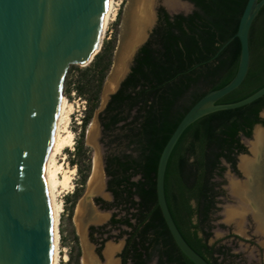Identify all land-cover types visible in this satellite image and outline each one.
I'll list each match as a JSON object with an SVG mask.
<instances>
[{"label": "trees", "instance_id": "trees-1", "mask_svg": "<svg viewBox=\"0 0 264 264\" xmlns=\"http://www.w3.org/2000/svg\"><path fill=\"white\" fill-rule=\"evenodd\" d=\"M189 13L156 9L147 39L138 47L129 71L97 112L98 143L102 150L105 190L110 200L94 197V204L110 211L109 219L89 227L98 245L123 239L120 264H193L172 239L157 204L156 167L160 153L187 110L204 94L225 86L235 75L240 44L233 38L247 0H183ZM115 37L105 41L92 61L72 68L64 84L85 101L84 116L75 137L69 164L76 168L71 198L82 195L92 166L85 131L99 108L100 94L112 66ZM249 67L240 85L217 103H233L264 86V5L249 32ZM264 95L231 110L207 114L181 133L167 160L164 195L168 210L188 246L208 264H237L231 247L209 242L219 197L223 163L237 173L239 154L247 153L242 137L255 125L264 127L260 112ZM112 231H118L113 235ZM96 235V237H94ZM67 264H78L76 237ZM75 251V254H73Z\"/></svg>", "mask_w": 264, "mask_h": 264}, {"label": "water", "instance_id": "water-1", "mask_svg": "<svg viewBox=\"0 0 264 264\" xmlns=\"http://www.w3.org/2000/svg\"><path fill=\"white\" fill-rule=\"evenodd\" d=\"M107 2L0 0V264H51L52 222L44 164L65 74L70 65H88L99 51ZM263 5L264 0H247L235 34L220 48L233 38L239 41V62L233 78L225 86L204 94L187 110L158 159L157 204L172 239L193 264L208 263L184 241L168 210L164 195L167 160L188 125L213 112L243 107L264 95L263 86L239 101L217 103L246 76L249 32ZM106 102L96 111V120ZM260 117L264 118V109ZM263 128L255 125L252 138L256 129ZM101 163L103 170L102 155Z\"/></svg>", "mask_w": 264, "mask_h": 264}, {"label": "rangeland", "instance_id": "rangeland-1", "mask_svg": "<svg viewBox=\"0 0 264 264\" xmlns=\"http://www.w3.org/2000/svg\"><path fill=\"white\" fill-rule=\"evenodd\" d=\"M129 1L132 0H112V7L114 11V16L110 15V18L107 22L103 37L101 38V44L107 41L111 40L115 37V49L113 52V60H114V54L118 45V41L121 35L122 31V24L123 19L126 14V8ZM158 7H163L167 12L170 13H189L192 10L191 4H189L186 1L183 0H151V12L153 14V21L152 24L149 26V28L146 31V37L145 39L139 43L142 44L148 37L149 32L151 31L152 27L154 26L155 20H156V9ZM138 45V46H139ZM133 51L132 55L128 59L126 63V67L128 71V67L130 66L133 56L135 54L136 49ZM100 50V49H99ZM112 60V63H113ZM75 67H81L79 65H70L61 88V95L64 97L68 103L72 104L73 110L70 114L69 123L67 125L68 129L72 131L74 143H75V137L77 133L79 132V126L81 124L82 118L84 116V110H85V101L81 98H78L74 92L70 91L67 93L66 86L64 84L66 76H71L73 74L72 68ZM125 72V73H126ZM108 76V75H107ZM103 90V89H102ZM102 91L100 94V102L99 106L101 105L102 101ZM96 113V112H95ZM95 113L91 119H95ZM90 121V122H91ZM89 122V123H90ZM88 126L87 125V132H88ZM264 129V128H263ZM253 134V133H252ZM254 136V135H253ZM99 138V130L97 131V134L95 136L90 135L87 138L86 131H85V144L88 145L91 148L92 151V165H93V157L95 154L100 158L102 155L101 147L98 143ZM254 139L252 138V135L250 138H245V140L241 139V142L247 147V150H250L252 148V142ZM74 143L72 146L66 147L63 149L59 154L55 156V160L57 164H61L62 170L58 174L59 180L62 178L63 171H67L66 174L70 177V183L71 188L62 189L61 187H58V191L55 193L56 197L55 200L61 204V211L59 212L58 216V241H57V264H67L68 255L70 253V250L75 245L74 237H76V242L78 246L79 251V258H78V264H81V258L83 253V245H87L89 247V250L92 255L99 259L100 261L103 260L102 251L106 244L113 243V244H120V248L116 251L114 258L118 260V253L120 252L122 246H123V239H109L107 240L102 247L101 250V257L98 256L96 249L98 245L90 240L89 237V227L91 225L98 226L101 224H104L110 217V211H104L100 210L93 202L94 197H101L104 200H110V198L106 195H108L106 192H104V188L100 190H92V193L89 195L86 192L87 189V183L85 185L84 191L82 195L74 202L72 205L71 211H69V208L71 206V198L67 199L68 196L71 195V193L74 191L75 182H76V168L74 166H71L69 164V154L73 151ZM252 151V150H251ZM253 157V152L250 151L247 153L239 154L237 157V173L233 172L230 167L223 163L225 166V170L220 178H217L216 181L221 183L220 188L224 191V196L219 197V203L217 204L218 210L214 214L215 220L213 221V229H212V237L209 240V242L213 241H219V244H225L227 246L231 247V252L233 254H237L239 257L235 259V262L237 264H264V224L261 220L260 216V222H256L251 215L246 214L252 212L253 215L256 213L254 210L249 209L248 206L245 204L247 201H241L238 202L237 195L235 194L236 191L239 192L240 187L242 186V183L247 180L245 173L240 167V161L242 158L249 159ZM69 169V170H68ZM70 169L72 172H70ZM92 169V166H91ZM70 173H69V172ZM91 173V172H90ZM90 177V176H89ZM89 179V178H88ZM88 182V180H87ZM235 186L238 188V190L235 188ZM234 190V192H233ZM241 191V190H240ZM239 194H242L239 192ZM235 196V197H234ZM87 198L88 200L85 202V204L90 203L92 208L103 217L100 221H92L91 219H88L85 221V236L84 240L81 239V236L78 231L77 223L74 216H75V210L77 207V204L80 200ZM239 198V197H238ZM236 200V201H235ZM232 210H238L239 216H235L230 220H227L226 214L228 211ZM246 210V211H245ZM246 214V215H245ZM241 229L243 230V234L237 233V231ZM113 235L117 234L118 231H112ZM96 237V235H94ZM64 254L67 255V259L64 260L63 256ZM75 254V251L74 253Z\"/></svg>", "mask_w": 264, "mask_h": 264}, {"label": "bare ground", "instance_id": "bare-ground-1", "mask_svg": "<svg viewBox=\"0 0 264 264\" xmlns=\"http://www.w3.org/2000/svg\"><path fill=\"white\" fill-rule=\"evenodd\" d=\"M150 8L151 0H132L128 2L126 14L123 19L121 35L114 54V60L103 86L101 97L103 102L101 104L106 102L109 93L116 90L120 78L127 70L126 63L128 59L139 43L145 39L146 31L153 21V14ZM110 15L114 16L112 0H108L102 17L99 41L103 37ZM72 110V104L68 103L61 95L54 121L52 141L44 164V183L52 222L51 264H57V224L59 212L61 211V204L55 200V193L59 190L58 187L62 189L71 188V179L69 175L66 174L67 171H63L62 178L59 180L58 174L61 172L62 166L61 164H57L55 156L74 143L73 133L67 127ZM98 130V122L96 119H93L88 126L87 138L90 135L95 136ZM253 139L252 148L249 150L251 153L253 152V157L249 159L242 158L240 161V167L245 173L247 180L242 183L239 189V192L242 194H239L237 191L235 194L239 197L240 201L243 200L245 202L247 200L255 209L256 213H254V215H258L259 218L261 216V220L264 223V129H256ZM70 172H72L71 169ZM104 180L101 157L99 158L95 154L90 177L87 182V194L89 195L92 193V190L103 189ZM87 200L88 199L85 197L79 201L74 216L76 219L74 221L77 223L79 234L83 240L85 236V221L91 219L94 222L100 221L103 218L100 213L98 214L92 208L90 203L87 202V204H85ZM235 216H239L238 210H230L226 214L227 220ZM237 233L243 234V230L239 229ZM85 244L83 245L81 264H118V260L114 258V255L120 248V244L108 243L105 245L102 251L104 261L95 258L92 255L93 253L90 252L89 247ZM63 259H67L66 254H64Z\"/></svg>", "mask_w": 264, "mask_h": 264}, {"label": "crops", "instance_id": "crops-1", "mask_svg": "<svg viewBox=\"0 0 264 264\" xmlns=\"http://www.w3.org/2000/svg\"><path fill=\"white\" fill-rule=\"evenodd\" d=\"M246 214H249V215H251V217L256 221V222H260V218H259V216L258 215H253V213L252 212H250V213H246ZM245 214V215H246ZM262 224H264L263 222H261ZM239 235V234H238Z\"/></svg>", "mask_w": 264, "mask_h": 264}, {"label": "flooded vegetation", "instance_id": "flooded-vegetation-1", "mask_svg": "<svg viewBox=\"0 0 264 264\" xmlns=\"http://www.w3.org/2000/svg\"><path fill=\"white\" fill-rule=\"evenodd\" d=\"M155 15H156V12H155ZM235 188L238 190V188L235 186ZM235 197V196H234ZM237 197V196H236ZM237 199H238V202H241L240 200H239V198L237 197ZM236 201V200H235ZM245 204L248 206V208L249 209H253L254 211H255V209L250 205V203H248L247 201L245 202ZM246 211V210H245Z\"/></svg>", "mask_w": 264, "mask_h": 264}]
</instances>
